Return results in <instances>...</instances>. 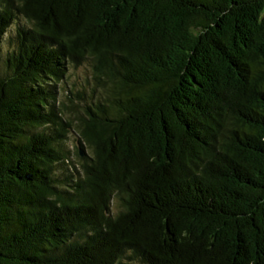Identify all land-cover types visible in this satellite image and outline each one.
<instances>
[{"label": "trees", "instance_id": "16d2710c", "mask_svg": "<svg viewBox=\"0 0 264 264\" xmlns=\"http://www.w3.org/2000/svg\"><path fill=\"white\" fill-rule=\"evenodd\" d=\"M0 264H264V0H0Z\"/></svg>", "mask_w": 264, "mask_h": 264}, {"label": "rangeland", "instance_id": "374dc122", "mask_svg": "<svg viewBox=\"0 0 264 264\" xmlns=\"http://www.w3.org/2000/svg\"><path fill=\"white\" fill-rule=\"evenodd\" d=\"M5 48H6V45H5L4 49ZM87 76H88L87 68L86 67H80L77 70H73L72 74H70V76L68 77L69 78L68 82L70 85H73L75 82H76V84L78 83V85L79 84L85 85ZM60 88H61V83H60ZM75 140H76V138L74 137V135L73 136L71 135V137H70V143H71L70 145L71 146L70 147L72 150H74V145L77 144ZM72 157L75 161L78 160L77 156L74 154V152H73Z\"/></svg>", "mask_w": 264, "mask_h": 264}]
</instances>
